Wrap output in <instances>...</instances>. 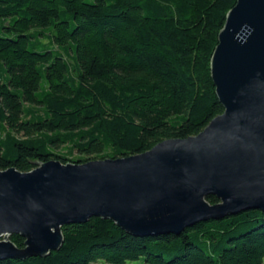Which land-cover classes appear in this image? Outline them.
I'll return each mask as SVG.
<instances>
[{
	"label": "trees",
	"instance_id": "obj_1",
	"mask_svg": "<svg viewBox=\"0 0 264 264\" xmlns=\"http://www.w3.org/2000/svg\"><path fill=\"white\" fill-rule=\"evenodd\" d=\"M235 3L0 0V170L88 162L74 153L129 157L196 136L223 112L210 60ZM61 233L59 251L0 264L264 261V213L258 210L179 235L134 237L100 218ZM8 240L24 248L19 235Z\"/></svg>",
	"mask_w": 264,
	"mask_h": 264
},
{
	"label": "water",
	"instance_id": "obj_2",
	"mask_svg": "<svg viewBox=\"0 0 264 264\" xmlns=\"http://www.w3.org/2000/svg\"><path fill=\"white\" fill-rule=\"evenodd\" d=\"M210 76L223 112L196 136L129 157L0 170V261L57 252L61 228L91 218L150 237L264 213V0H236L218 34ZM208 197L219 202L211 205ZM10 235L23 238L24 248Z\"/></svg>",
	"mask_w": 264,
	"mask_h": 264
},
{
	"label": "rangeland",
	"instance_id": "obj_3",
	"mask_svg": "<svg viewBox=\"0 0 264 264\" xmlns=\"http://www.w3.org/2000/svg\"><path fill=\"white\" fill-rule=\"evenodd\" d=\"M43 43L46 44L47 49H50V50L55 49V46H54V45H49V44H48V40H43ZM63 150H64V148H63V149L61 148V149L58 150L57 152L64 153ZM73 156H75V157H81V158L87 159L88 162H91V161H100V160H102V159H100L101 155L79 156L78 154L74 153ZM2 239H3V238H1V240H2ZM130 264H143V263H142V261L140 260V261L132 262V263H130ZM263 264H264V261H263Z\"/></svg>",
	"mask_w": 264,
	"mask_h": 264
}]
</instances>
